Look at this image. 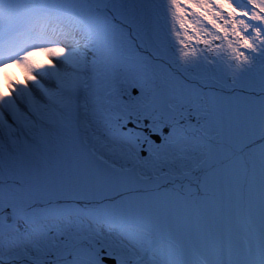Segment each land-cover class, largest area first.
I'll use <instances>...</instances> for the list:
<instances>
[{
	"label": "snow or ice",
	"instance_id": "obj_1",
	"mask_svg": "<svg viewBox=\"0 0 264 264\" xmlns=\"http://www.w3.org/2000/svg\"><path fill=\"white\" fill-rule=\"evenodd\" d=\"M0 264H264V0H0Z\"/></svg>",
	"mask_w": 264,
	"mask_h": 264
}]
</instances>
